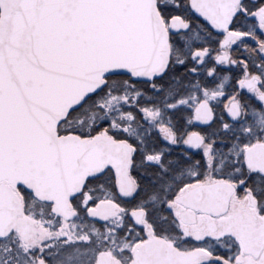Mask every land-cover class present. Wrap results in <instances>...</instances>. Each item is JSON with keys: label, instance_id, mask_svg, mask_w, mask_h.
<instances>
[{"label": "snow or ice", "instance_id": "obj_1", "mask_svg": "<svg viewBox=\"0 0 264 264\" xmlns=\"http://www.w3.org/2000/svg\"><path fill=\"white\" fill-rule=\"evenodd\" d=\"M0 264H264V0H0Z\"/></svg>", "mask_w": 264, "mask_h": 264}]
</instances>
